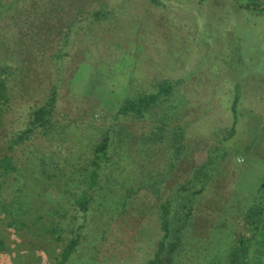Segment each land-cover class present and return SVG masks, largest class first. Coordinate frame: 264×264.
Instances as JSON below:
<instances>
[{
    "label": "rangeland",
    "instance_id": "374dc122",
    "mask_svg": "<svg viewBox=\"0 0 264 264\" xmlns=\"http://www.w3.org/2000/svg\"><path fill=\"white\" fill-rule=\"evenodd\" d=\"M158 1L111 0L115 10L107 21L74 23L63 57L55 56L61 35L49 36L46 51L34 50L24 46L26 35L10 14L0 19V66L9 65L10 87L1 139L22 129L56 89L52 120L60 133L48 140L37 131L16 148L23 157L27 149V167L37 171L27 185L45 218L58 211L67 223L78 210L74 195L85 185H76V171L104 129L119 120L114 114L124 98L154 91L162 80L175 82L174 98L157 112L166 108L173 115L169 128H182L183 152L176 156L174 147L142 139L158 114L144 121L120 118L126 135L102 169L104 178L88 189L80 241L65 264H146L152 257L160 199L138 183L142 167L163 173L158 185L165 196L209 157L218 160L219 174L198 203L174 264H208L214 256L224 261L238 205L243 210L263 197L255 179L264 171L252 167L263 164L264 154L250 149L264 146V13L240 5L252 0ZM234 100L235 133L226 138ZM61 235L38 252L39 264L56 262L69 238L66 229ZM0 264H12L11 255L1 254Z\"/></svg>",
    "mask_w": 264,
    "mask_h": 264
},
{
    "label": "trees",
    "instance_id": "16d2710c",
    "mask_svg": "<svg viewBox=\"0 0 264 264\" xmlns=\"http://www.w3.org/2000/svg\"><path fill=\"white\" fill-rule=\"evenodd\" d=\"M20 1L22 0H0V19L10 14L17 31L21 30L26 35L24 46L34 50L46 51L48 44L52 42L49 36L61 35L59 47L55 51L57 57L66 55L63 50L70 44L74 23L100 24L107 21L115 10L110 4L111 0H27V3ZM152 1L159 3L158 0ZM259 2L252 0L240 5L264 13V7ZM8 66H0V128L3 125V105L9 98L10 87L5 74ZM174 83L162 80L154 91L135 92L124 98L114 114L119 120L104 129L93 146L91 157L76 171V185L85 186L78 187L79 191L74 195L78 210L67 219V223L64 222V213L58 211H53L45 218V214L41 212L43 206L38 204L39 198L34 199V191H30L27 185L28 176H38L37 171L27 167L26 148H22L25 157L16 153V148L27 142L37 131L48 140L60 133L52 120L56 106V89L52 88L48 98L32 110L28 123L8 136L5 141L1 139L0 129V255H11L12 264H39L38 252L45 251L44 245L47 242L58 243L62 238L61 232L66 229L69 238L59 251L54 264H65L69 260L79 244L80 229L86 220L88 189L98 186L99 179L104 178L101 176L102 169L110 163L113 152L126 135V124L120 118L144 121L158 114L148 133H143L142 139L146 142H164L166 146L174 147V155L179 156L183 152L182 128H169L173 115L166 108H161L160 113L157 112L160 105L166 106L168 99L172 101L174 98ZM235 107L234 100L231 105L233 121L227 129L226 138H231L235 133ZM177 128H180V131ZM222 155L226 156L227 152L223 151ZM40 161L45 162V159ZM217 161L212 156L209 157L207 162L195 167L187 181L168 190L165 196L158 185L163 173L147 167L140 169L138 183L144 188L151 187L152 193L160 199L157 214L159 237L155 242L154 253L146 264H174L184 251L195 223L196 207L209 193L219 174ZM261 188L263 189V185ZM127 192L131 194L132 190L128 189ZM238 208L240 212L233 216L231 241L224 261L214 256L208 264H248L249 245L256 228L254 224L262 220L264 196L254 199L246 209L242 210L240 204ZM54 213L57 215L55 220ZM11 235L17 239L12 241Z\"/></svg>",
    "mask_w": 264,
    "mask_h": 264
},
{
    "label": "crops",
    "instance_id": "0c3cea01",
    "mask_svg": "<svg viewBox=\"0 0 264 264\" xmlns=\"http://www.w3.org/2000/svg\"><path fill=\"white\" fill-rule=\"evenodd\" d=\"M264 142V141H263ZM264 145V143H261ZM257 150V152H261L264 154V146H255L250 149V151ZM259 165H253L252 169L257 170L261 169L264 171V162L261 166ZM251 168V167H250ZM260 175L259 179H255L258 188H260L263 185V193H264V173L258 174ZM250 181V180H249ZM264 196V195H263ZM262 220L259 222H256L254 225L256 228L254 229V236L251 239L250 245H249V258H248V264H264V209L261 214ZM253 226V227H255Z\"/></svg>",
    "mask_w": 264,
    "mask_h": 264
}]
</instances>
